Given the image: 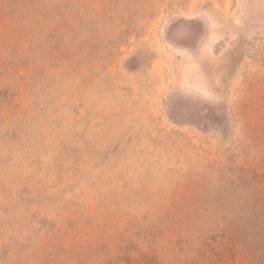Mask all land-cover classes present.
<instances>
[{
  "label": "rangeland",
  "instance_id": "rangeland-1",
  "mask_svg": "<svg viewBox=\"0 0 264 264\" xmlns=\"http://www.w3.org/2000/svg\"><path fill=\"white\" fill-rule=\"evenodd\" d=\"M0 264H264V0H0Z\"/></svg>",
  "mask_w": 264,
  "mask_h": 264
},
{
  "label": "trees",
  "instance_id": "trees-1",
  "mask_svg": "<svg viewBox=\"0 0 264 264\" xmlns=\"http://www.w3.org/2000/svg\"><path fill=\"white\" fill-rule=\"evenodd\" d=\"M223 232L225 233V227L222 228Z\"/></svg>",
  "mask_w": 264,
  "mask_h": 264
}]
</instances>
